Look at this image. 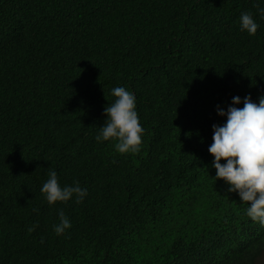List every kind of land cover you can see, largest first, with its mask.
I'll list each match as a JSON object with an SVG mask.
<instances>
[{"label": "trees", "instance_id": "1", "mask_svg": "<svg viewBox=\"0 0 264 264\" xmlns=\"http://www.w3.org/2000/svg\"><path fill=\"white\" fill-rule=\"evenodd\" d=\"M256 4L0 0V264H264V225L208 151L218 109L264 96ZM115 87L136 98L138 154L96 140ZM49 171L88 195L49 205Z\"/></svg>", "mask_w": 264, "mask_h": 264}, {"label": "clouds", "instance_id": "2", "mask_svg": "<svg viewBox=\"0 0 264 264\" xmlns=\"http://www.w3.org/2000/svg\"><path fill=\"white\" fill-rule=\"evenodd\" d=\"M254 7L260 18L264 19V7L259 4ZM253 15V12L246 11L239 17L241 30L249 35H255L259 27ZM112 95L116 99L105 107L107 118L96 140L115 141L114 148L119 154H138L145 130L136 110V98L124 87H115ZM232 103L240 104V97H234ZM218 115H226L227 120L222 126L213 125V143L208 151L214 157V179H222L230 185L228 191L238 193L241 201L249 205L246 215L264 225V96L260 97L258 104L252 102L250 95L246 96L242 108L230 106L227 112L218 109ZM221 160L226 163L222 164ZM41 192L49 205L67 202L73 195L80 203L88 195L87 189L81 188L79 181L72 186L61 187L55 171L48 172ZM58 215L60 223L53 228L57 235H62L72 225L63 210Z\"/></svg>", "mask_w": 264, "mask_h": 264}]
</instances>
